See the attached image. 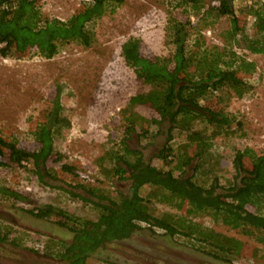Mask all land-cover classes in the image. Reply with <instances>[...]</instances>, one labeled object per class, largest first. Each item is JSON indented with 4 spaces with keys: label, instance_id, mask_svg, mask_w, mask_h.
<instances>
[{
    "label": "trees",
    "instance_id": "obj_1",
    "mask_svg": "<svg viewBox=\"0 0 264 264\" xmlns=\"http://www.w3.org/2000/svg\"><path fill=\"white\" fill-rule=\"evenodd\" d=\"M176 1L174 8L182 15L192 13L201 22L228 19L224 45L204 47L202 35L190 20L175 18L165 28L166 46L171 49L166 56H144L134 37L123 42L124 64L145 90L127 100L120 110L118 140L112 145L108 142L110 147L95 161V183L109 186L117 182L120 190L113 194V189L88 188L77 182L85 195L68 194L96 210L95 220L52 206L22 210L70 236L67 242L49 239L43 245L41 254L51 261L87 264L100 250L127 241L142 229L168 239L181 237L192 252L214 262L240 260L244 242L195 222L200 218L251 239L256 243L251 257L264 256V154L238 148L234 140L241 136L237 132L242 124L217 107L243 98L252 89L243 75H251L255 65L238 56L234 48L242 43L250 54L264 55V5L254 0L252 6L236 12V0ZM123 3L88 0L61 21L44 18L37 0H0V57L21 59L34 53L51 60L64 45L91 49L96 39L89 24ZM247 19L252 21L250 33L245 28ZM58 101L59 92L52 109L29 134L35 143L33 150L0 136V169L20 166L46 186L65 183L61 175L76 177L74 163L64 162L55 148V141L71 127ZM141 107L153 117L140 116L136 110ZM160 135L164 144L154 155L161 164L158 167L145 161L143 151L148 144L143 142ZM216 139H225L233 150L228 167L221 164ZM0 197L15 203L27 201L8 187H0ZM10 234V228L0 226V245L13 243H8Z\"/></svg>",
    "mask_w": 264,
    "mask_h": 264
},
{
    "label": "rangeland",
    "instance_id": "obj_2",
    "mask_svg": "<svg viewBox=\"0 0 264 264\" xmlns=\"http://www.w3.org/2000/svg\"><path fill=\"white\" fill-rule=\"evenodd\" d=\"M87 1L37 0L36 5L44 18L66 21ZM176 3V0H124L114 12L107 11L89 24L96 39L91 49L64 45L51 60L34 53L21 59L0 57V136L8 142H16L18 147L33 150L35 143L29 134L52 109V100L59 92V105L71 127L55 141V148L64 162L76 166V177L61 175L65 183L50 182L48 186L40 184L32 171L22 170L20 166L14 170L0 169V187H8L27 197L25 203L0 197V226L13 232L8 239V243H13L0 245V264H64L46 258L41 250L49 239L67 242L70 236L51 222L39 221L22 210L52 206L77 217L95 220L96 210L68 194L85 195L76 187L77 182L88 188L113 189L110 191L113 194L120 190L117 182L109 186L95 183L96 170L98 172L95 161L110 147L108 142L112 141V145L118 140L122 130L120 110L127 100L145 90L121 57V46L126 39H139L144 56H166L171 49L166 46L165 28L168 20L175 18L189 19L191 27L202 35L204 47L224 45L228 19L204 23L192 13L182 15L174 8ZM233 6L238 12L248 5L244 0H236ZM210 22L213 24L209 25ZM251 25V19H247L246 30H251ZM234 50L255 65L251 75H243L252 89L243 98H232L224 106L217 104V107L242 124L237 132L241 136L234 140L237 147L264 154V55L250 54L242 43L235 45ZM136 111L143 118L153 117L146 108ZM146 143L145 161L159 167L161 164L154 155L164 144V138L153 136L143 142ZM214 146L221 156L222 166L228 167L233 151L228 141L216 139ZM195 222L244 242L240 260L231 264H264L262 254L251 257L252 248L256 246L251 239L229 228L212 226L206 218ZM182 240L185 241L181 237L168 239L153 235L142 229L129 240L100 250L87 264H224L192 252Z\"/></svg>",
    "mask_w": 264,
    "mask_h": 264
},
{
    "label": "flooded vegetation",
    "instance_id": "obj_3",
    "mask_svg": "<svg viewBox=\"0 0 264 264\" xmlns=\"http://www.w3.org/2000/svg\"><path fill=\"white\" fill-rule=\"evenodd\" d=\"M244 1L246 2L247 5H250V6H252L254 4V0L253 1L252 0H244ZM255 1H257L260 4L264 5V0H255ZM213 2H217L218 3V1H213ZM248 2H250V3L248 4Z\"/></svg>",
    "mask_w": 264,
    "mask_h": 264
},
{
    "label": "built area",
    "instance_id": "obj_4",
    "mask_svg": "<svg viewBox=\"0 0 264 264\" xmlns=\"http://www.w3.org/2000/svg\"><path fill=\"white\" fill-rule=\"evenodd\" d=\"M249 3H250V2H248V4H249ZM212 5H213V6H218V3H217V2H213ZM26 164H27V163L22 162L21 165H22V166H26Z\"/></svg>",
    "mask_w": 264,
    "mask_h": 264
},
{
    "label": "clouds",
    "instance_id": "obj_5",
    "mask_svg": "<svg viewBox=\"0 0 264 264\" xmlns=\"http://www.w3.org/2000/svg\"><path fill=\"white\" fill-rule=\"evenodd\" d=\"M248 6H250V5H248ZM26 163V162H25ZM22 166V165H21Z\"/></svg>",
    "mask_w": 264,
    "mask_h": 264
}]
</instances>
